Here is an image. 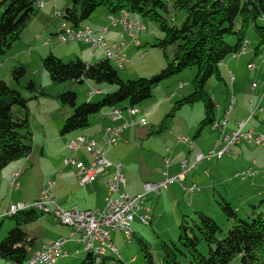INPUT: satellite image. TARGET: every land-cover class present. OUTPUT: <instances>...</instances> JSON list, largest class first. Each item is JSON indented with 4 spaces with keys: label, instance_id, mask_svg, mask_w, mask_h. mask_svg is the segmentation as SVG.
I'll return each instance as SVG.
<instances>
[{
    "label": "rangeland",
    "instance_id": "rangeland-1",
    "mask_svg": "<svg viewBox=\"0 0 264 264\" xmlns=\"http://www.w3.org/2000/svg\"><path fill=\"white\" fill-rule=\"evenodd\" d=\"M1 1L2 0H0V13L5 7V4H1ZM167 2L170 4L172 0H167ZM97 9L105 11L106 8L99 6ZM94 13L95 11L88 19L84 20V23L89 22V19L94 17ZM165 16L170 22L173 20V24L180 25L184 20L185 11L170 7L169 12L166 13ZM59 20L60 22L62 21L61 18H59ZM141 22L145 28V30L143 29L139 33L141 47L136 48L132 46V49L129 50L126 55L130 60L126 61L123 65L113 60L110 61L122 80L149 78L159 72L165 65L162 51L153 46L155 38L162 37V33L152 21L142 20ZM257 23L264 26V19H258ZM239 26L240 22L238 19L235 23V28ZM37 27L40 26L36 23L27 25L23 29L20 38L12 44L8 53L0 56V61L4 62L3 66L0 68V80L6 81L10 87L19 90L22 96L27 99L28 130L31 133V152L28 155V161L24 158L25 163L27 162V166L23 169L19 178L21 188L18 191H13L12 188L8 187L3 193V199L0 200V202L2 201V205L8 204L11 200L15 199L32 202L41 189L48 183L47 181L50 179L55 180L56 175L60 172H63V180L53 189V193L56 196L55 198L62 202V200L65 199L64 197L60 198V196L64 194L66 190L71 189L73 194H76L77 199L80 200L82 197L83 201L84 191L82 189L84 188L79 187V184H77L78 182H76L77 179L75 180L74 178V167L65 164L66 158L78 157L70 149H67V140L72 138V135L80 131H87L95 125L98 126L91 129L90 135L88 133L85 135L91 136L89 139L99 137L101 134L105 133L104 128L102 130L103 132L98 133V130L101 128V122L91 117V124L89 126L64 135L60 134L65 119L73 113L74 109L62 105L60 99L56 96L66 90H72L77 95V104L84 101L97 102L101 100L105 94L114 92L117 88L113 84L95 83L91 80H83L82 82H52L48 73L42 66V58L52 52L57 57L61 58L63 62L76 60V57L70 56V49L76 44L74 42H61L58 40L59 38H57L55 32H34V29ZM154 33H156V35H154ZM226 39L229 45H233L236 42V37L234 35H229ZM245 39L249 42L247 52L239 53L236 56L229 55L220 65L221 76L224 81H218L212 77L207 81L205 86L207 92L212 96L217 105L223 106L227 104L228 96L236 98L237 105H234L229 117L234 114L235 110L240 105L249 107V102H252L253 105L256 106L260 101L261 106L264 108V63L261 62V60L264 59V44L260 46L259 53L255 55L254 50L258 44V40L252 23L247 27ZM83 43L86 42L83 41ZM88 45L90 46V44ZM54 48L58 50H56V53L53 52ZM141 52H145L143 56L140 55ZM172 54L173 48L170 47V58ZM231 59H233V61L231 65H229V68L233 71L236 79L233 85H230L228 81V69L226 68V63ZM250 59L252 60L250 61ZM249 61L255 64V70L250 73L247 71ZM20 64L25 67L26 72L24 77L19 82H16L11 77V69ZM195 73L196 70L194 68H188L160 82V84L154 88L153 96L136 106L139 111V116L147 120V125L144 128L136 126L135 128L127 129L129 134L124 133L121 139L117 141V145L110 146L112 147L111 150H115V155L118 157L112 159L107 155V158L111 163L117 161L121 163L122 173L126 178L125 190L129 194H133L131 192L137 190V188L138 190H142L143 182L154 181V171L157 167L162 168L163 159L165 157H170L169 159L171 160L174 151H176V153L185 154L190 150L188 145L179 143L178 136H187L190 139L194 138L197 124L204 116L203 106L201 102H195L191 105H183L176 110L174 102L180 97H184L191 93L193 90L191 81ZM243 76L245 78H243ZM28 80H33L38 86V91L36 93L25 88V84ZM179 81L183 83L187 82V85L182 89H177V83ZM96 89H99L100 92L88 95V92ZM41 91H43V93H41ZM171 93H174V96H171ZM124 106L125 105H121V107ZM250 110L251 108L249 107V113ZM20 111L24 113L23 109ZM218 117L219 110L217 109L216 118ZM255 117L252 118L251 121L249 120L250 122L248 121L246 125L247 128H250L251 123L262 124L260 123L261 116L258 117V120H256ZM245 118L243 119L244 121L247 120ZM262 122H264V120H262ZM161 124H163L164 127L157 132ZM149 129L150 133L148 134L147 131ZM217 132L219 131L213 129L211 126H206L202 129L201 134L193 140L197 142L203 137L205 141L204 144H211L212 141H214V134ZM240 142L241 141L236 144ZM234 146L236 147L238 145ZM241 146L248 147V158H252L255 152L260 149L259 146L245 143H241ZM166 148L171 150V154L166 152ZM193 154H195V152ZM212 161L208 164L204 163L203 165L200 163V166L198 165L189 173V175L191 173L195 174L197 178H193L197 179L198 185L201 188L195 193L186 194L178 182H173L168 185V192H166V190L163 191L159 197L154 194L147 195L144 200V205L154 209L151 214L153 220L148 224H143L139 221L138 215H135L131 223L133 230L131 241L126 242L121 233L119 238L114 242L119 249L118 252L123 256V262L116 257L115 254L107 252V256L110 257L107 260V264H125L130 261L131 257H135V263L131 262L129 264H141V253L138 243L139 238H142L149 245L155 264H159L162 259L160 241L176 243L179 234L178 225L182 216L186 215L188 221L190 219H196V212L202 210V206L204 209L202 212L214 219L223 227L224 231H226L230 228L232 222L231 220H227L220 210L218 202H220L222 198L219 193L226 196L227 201L231 203L232 207L236 208L240 217L246 218L250 208L245 202L240 201L241 198L239 199L237 194L231 199V191L234 186L230 185L224 177H221L220 181L217 182L216 177L218 175L215 172V163ZM203 166H205L206 170L211 174L212 179L209 183V179L207 178L209 186L205 187L200 185L203 184L205 180L204 175L201 173ZM108 173L109 171L105 175L107 176ZM256 173L257 171L253 170V175H256ZM103 176L101 178H103ZM194 179H192V181ZM189 180L190 178L187 177L186 184L191 182ZM213 185L215 189H213ZM85 189H89V187L87 186ZM225 189H227L229 195L225 194ZM245 190H248L247 192L250 193L253 192L252 188ZM174 197L178 199V202L173 201ZM260 199L259 197H255L250 203L257 204ZM189 201L193 203L192 208H189ZM76 202L80 203V201L77 200ZM84 203L83 201L82 204ZM91 205L92 207L98 205L102 207L104 205L103 196L100 197L97 202L92 201ZM49 207H52V205H49ZM86 207H89V205H80L81 210H84L82 208ZM176 212H180L177 217ZM50 217L51 215L49 213H44L39 220L24 225L23 229L28 232H36L38 236L37 242L40 243L45 236H43L45 232H47L46 238H49L53 236L56 231L65 228L61 226L60 223L54 222V220L52 221V217ZM13 226L14 221L10 217H6L2 220V225L0 226V240L7 235L8 230ZM76 247H78V245L70 241L65 248L68 254L60 258L54 264H79L85 257L86 252L83 251L82 247H79L80 253L74 254ZM199 250L203 255H207L208 244L205 241H201ZM178 260L181 264H190L188 255L179 254ZM2 261H4V259H2ZM239 263V257H236L229 264ZM94 264L99 263L97 261Z\"/></svg>",
    "mask_w": 264,
    "mask_h": 264
},
{
    "label": "trees",
    "instance_id": "trees-1",
    "mask_svg": "<svg viewBox=\"0 0 264 264\" xmlns=\"http://www.w3.org/2000/svg\"><path fill=\"white\" fill-rule=\"evenodd\" d=\"M36 2L37 0L1 1L5 7L0 13V56L8 53L12 44L20 38L23 29L36 15ZM99 6L105 7L109 13L125 10L138 17L140 21H152L162 33V37L155 38L153 46L162 51L165 65L149 78L122 80L116 68L110 63L111 60L106 57L94 63H86L79 58L63 62L50 52L42 58V66L52 82L91 80L117 87L114 92L105 94L97 102L84 101L79 104L76 102L77 95L72 90L59 93L56 97L60 99L62 105L74 109L63 123L60 131L62 135L89 126L91 117L96 118L104 110L121 105L136 107L153 96V90L160 82L182 70L194 68L196 73L191 81L193 90L177 99L174 104L177 110L183 105L201 102L204 116L197 124L194 135L196 138L204 127L211 126L215 120H222L229 98L233 97L228 96L227 104L217 105L205 86L212 77L224 81L220 65L229 55L239 54L250 23L253 24L258 40L255 55L264 44V26L257 23L258 19H264V0H172L170 4L167 0H70L62 18L73 27H79ZM170 7L185 11L184 20L180 25H175L172 23L173 20L170 22L166 18ZM238 19L240 26L235 28ZM229 35L236 37L235 44L227 43L226 38ZM170 47L173 48L171 58ZM261 62L264 63L263 59ZM25 72L23 65L14 66L11 69V77L19 82ZM230 73L233 72L228 71L227 78L232 84L235 82V76L233 74L234 80L230 82ZM25 88L35 93L38 91V86L33 80H28ZM249 103L252 111L255 106L252 102ZM258 103L261 106L260 101ZM221 108L222 114L216 118V110ZM261 108L262 110L257 108L256 111L263 115L264 108L262 106ZM21 109L24 113H21ZM255 114L251 115L250 112L245 121V130L251 129L246 125ZM163 127L161 124L157 132ZM28 129L27 99L19 90L0 80V171L11 162L26 158L30 154L31 133ZM147 133H150V129ZM253 162L255 161H252V165ZM246 204L250 211L246 218H243L229 201L222 198L218 202L224 216L232 222L226 231L202 210L196 212V219L189 221L187 216L183 215L178 225L177 242L160 241L162 259L159 264H181L178 260L179 254L188 255L190 264H229L236 257H239V264H264V199H260L257 204L250 202ZM43 214L31 209L20 211L10 217L14 221V226L0 240V259L20 264L30 256L34 251L36 237L25 231L23 226L38 220ZM201 241L208 244L207 255H203L199 250ZM138 243L141 264H155L149 245L142 238L138 239ZM104 257L106 256L98 261L99 264H106ZM95 262V258L86 252L79 264Z\"/></svg>",
    "mask_w": 264,
    "mask_h": 264
},
{
    "label": "built area",
    "instance_id": "built-area-1",
    "mask_svg": "<svg viewBox=\"0 0 264 264\" xmlns=\"http://www.w3.org/2000/svg\"><path fill=\"white\" fill-rule=\"evenodd\" d=\"M42 4L41 2H36V5L42 6ZM53 13L56 17H62V13L58 10H54ZM108 20L112 25L117 23L120 24L134 46L137 48L141 46L139 33L143 30L144 26L138 17L125 10H120L117 13H109ZM106 31L107 29L105 28L95 29L90 25L73 27L63 20L61 29L58 32V37L60 41L64 43L84 41L90 44L94 51L102 50L107 59L123 65L126 61L130 60L124 52L126 44L124 41L119 43H107L105 40ZM248 44L249 42L244 40L239 53H245ZM144 53L145 52H141L140 55L143 56ZM248 67L249 69H254L255 64L250 63ZM233 80V73H230V82ZM185 85H187V82L183 83L179 81L177 83V89H182ZM96 91L97 90L90 91L88 95ZM171 96H174V93H171ZM235 102V98L230 97L229 104L224 112L222 120H215L211 125L212 128L219 129L220 132L210 150L206 153L197 152L192 165H188L186 160L182 161L181 172L173 177L168 176L167 171L164 170L162 172V177L158 181L144 182L142 190L133 195L128 194L125 190L126 180L122 173V165L119 161L111 163L106 158L105 150L86 136L81 135L69 140L67 143L68 149L77 151L81 145L92 158L91 162L88 164L73 157L65 159L66 165L74 167L75 176L81 187L97 181V179L109 171L107 177L104 179L106 188L104 205L101 208L85 210L79 209L76 205L63 207L51 193V182H49L41 189L39 196L32 202L10 203L7 207L1 209L0 221L6 217H11V211H13L14 208L31 205L38 208V211L42 213H49L54 220L60 222L69 229V235H61L45 241L20 264H54L60 258L68 254L65 248L70 240H81L82 248L96 246V249H101V257H94L96 262L103 256H106L107 252H111L115 254L116 257L123 260L122 255L118 252L117 246L113 242L112 233L114 231L124 232V240L130 242L133 235L131 223L134 220V216L138 215V219L143 224L149 223L150 208L143 205L147 194L152 193L159 195L173 182H178L186 194H193L199 190L197 181L186 184L185 177L193 168H196L199 163L205 160H219L224 154H231V147L236 145L239 141H245L254 145H264V132H254L253 129L245 130V121H239L236 129L231 131L228 135L224 133V129L229 120V112ZM257 108L262 110L259 103H257L252 109L251 114H255ZM138 112L136 107L127 106L125 108L114 107L109 110L108 113H104V116L107 115L112 122L104 127V132L108 135L106 140L107 145L114 144L116 140L121 138L123 131L126 129L138 125H147V120L145 118L137 116ZM178 141L188 144L191 148L194 146L193 140L187 136H178ZM169 165V158L165 157L162 167L165 169L169 167ZM253 170L252 165H250L236 172L235 176L239 179H246L253 176ZM204 173H208V171L204 170ZM19 176L20 171L17 170L16 173L10 177L8 185L11 188H19ZM49 205H52V207H49ZM141 211L142 213H140ZM74 253L79 254L80 251H74ZM134 260L135 259L132 258L130 262ZM7 264L17 263L8 262Z\"/></svg>",
    "mask_w": 264,
    "mask_h": 264
},
{
    "label": "crops",
    "instance_id": "crops-1",
    "mask_svg": "<svg viewBox=\"0 0 264 264\" xmlns=\"http://www.w3.org/2000/svg\"><path fill=\"white\" fill-rule=\"evenodd\" d=\"M37 2L38 3L41 2L43 4H42V6L36 5L37 13L32 18V20L30 21V23L28 25H30L32 23L33 24L36 23L40 27H37L36 29H34V32H36V31L49 32V33L55 32V34L57 35V38H59L58 37V32L61 29V23L63 21V18L61 17L62 21L60 22V20H59L60 17H56L53 12H54V10H58V11H60L63 14L64 10L69 6L70 0H37ZM108 14H109V12L106 9H105V11L96 9L95 13H94V17L92 19H89L90 20L89 22H85L82 25H90L91 27H93L95 29H100V28L107 29V31L105 33L106 42L107 43H114V42L119 43L121 41H124L125 44H126L125 48H124V52L127 54V52L132 49V46H134V44L131 42L129 36L126 34V32L123 30V28H122V26L120 24L117 23L115 25H112L110 22H108ZM143 29L145 30V28H143ZM154 35H156V33H154ZM58 40H60V39H58ZM74 43L76 45L73 46L70 49V56L79 58V59H81L82 61H84L86 63H94L95 61L97 62V61L102 60V59L105 58V55H104L102 50L93 51L91 49V47L87 43H83V41L74 42ZM56 50L57 49L54 48L53 52L56 53ZM246 52H247V49H246ZM235 58H233V59H235ZM233 59H231L230 61H228L226 63V68L228 69L227 73H228V71H230V68H229L230 66L229 65H231V62L233 61ZM251 60L252 59H250V61ZM250 61H249V63H250ZM3 63H4L3 61H0V68L3 66ZM253 70H255V69L247 68V71L249 73L253 72ZM243 78H245V77L243 76ZM235 81H236V79H235ZM234 83H232L230 85H233ZM254 83H256V82H254ZM96 90L97 91L94 92V94L100 92L99 89H96ZM236 105H237V100H236ZM116 107H118V106H116ZM120 108H122V107H120ZM123 108H125V107H123ZM103 112L104 113H108L109 110H104V111H102V113ZM248 113H249V107L244 106V105L243 106L240 105L235 110L234 114L231 115V117H229V122L226 125L224 133L228 135L234 129L235 124H236L237 121L243 120L245 117H246L245 119H248V117L250 115V113L249 114ZM221 114H222V108H221V110H219V116H221ZM261 114L262 113H257V114H255L256 117L255 116L254 117L256 118V120H258V117L261 116L260 123H262V124L251 123L250 128L253 129L255 132H263L264 131V122H262V120H264V118H263L264 114L263 115H261ZM229 115H230V113H229ZM137 116L140 117L139 116V112H138ZM96 119H97V121L101 122V124H100L101 128L98 130V133L103 132L102 130H103L105 125L112 123L107 115L102 116L101 113L96 117ZM251 120H252V118L250 119V121ZM97 126L98 125H95L91 129H94ZM145 126H141V127L144 128ZM135 127L136 126H134V128ZM130 128H133V127H130ZM91 129H88L87 131L85 130L86 132L85 131H80L77 134L72 135V138H70L69 140H72V139L76 138L77 136H81V135L86 136L85 135L86 133H88L90 135ZM213 129H215V130L220 132L219 129H216V128H213ZM219 132L214 134V141L217 138ZM124 133L129 134V131H127V129H126L125 131H123L122 135H124ZM86 137L89 139V137H91V136L87 135ZM107 138H108V135L106 133H104V134H101L99 137H95V138L93 137V138H90V139H92L98 146L102 147L105 150L106 158H107V155H109V157H111L112 159H116L115 157H118V156L115 155V150L114 149L111 150L112 147H110V146L117 145L116 144L117 141L119 139H121V138L116 140L114 144L106 146ZM193 139L191 138V140H193ZM69 140H67V143H68ZM214 141H212L211 144H207L206 145V144H204L205 141L203 140V137H202L197 142H194V140H193L194 146L192 148L188 144H186V145L189 146V149H190L187 153H185V154L184 153H176V151H174L173 154H172L171 160L169 159V161H170L169 167H167L165 169L163 167L162 168L161 167H157L156 170L154 171L155 174L153 176V180L154 181H158L162 177V172L164 170L167 171V175L170 176V177H173L176 174L180 173L181 170H182V167H181L182 161L186 160L188 165H192L193 162H194L195 154L197 152L206 153L208 150H210L213 147ZM241 143H245V144H248V145H253V144L247 143L245 141H243V142L241 141L240 143L236 144L238 146L235 147L233 145L231 147V149H232V153L231 154H228V153L224 154L222 156V158L219 159V160H215V159H213V161L212 160H205V161L201 162V164L202 165L204 163L208 164V163H210V161L215 163V165H214L215 172L218 175L217 177H219V178L216 177L217 182L220 181L221 177H224V179H226V181L228 183H230V185L234 186V188H232V191H231V199L236 194L239 196V199L241 198L240 201L245 202V203H247V202L249 203L250 201L255 199V197H259L261 199H264V145H259L260 149L255 152V155L252 156V158H248V147L241 146ZM180 144H185V143H180ZM66 147H67V144H66ZM166 150H167L166 151L167 153L171 154V150L169 148H166ZM191 151H193V152H191ZM72 152H74V154H76L78 156V157H73V158H76V159L82 161L85 164L90 163L91 160H92L91 155L89 153H87L85 151V149L81 145L79 146V149L77 151H72ZM194 152H195V154H193ZM168 158H170V157H168ZM26 159L28 161L29 157L27 156ZM253 160L255 161V163L252 165V161ZM250 165H252L254 171H257L256 175H253L252 177L246 178L245 180H239V178H237L235 176V173L240 171V170H242V169L247 168ZM26 166H27V162L25 163L24 158H21V159H18L16 161L11 162L10 164H8L5 168H3L0 171V200L3 199V193L6 191V189L8 187H10L8 185V182H9L11 173L18 170V171H20V176H21L22 171H23V169ZM202 169H201V173L204 175L205 180H204V183L200 184V185L202 187L209 186L210 181H212L211 174L209 172L208 173H204V170H206L205 166H203ZM192 171L193 170H191L190 172H192ZM189 173L185 177V183H187L186 182L187 177H189L190 178L189 181H191V182H189V184L192 183L193 181H197V179H194V178H197L195 176V174L191 173L189 175ZM62 175H63V172H60L59 174L56 175L55 180L50 179L49 181H47L48 183L51 182V188L50 189H51V193L53 195H54L53 189H55V187L59 183H61L62 180H63L62 179ZM20 176H19V178H20ZM231 176H232L233 179L231 178ZM106 177L107 176L104 175L103 178H101V179L99 178V179H97V181H95L93 183H89V184L85 185L84 187H81L80 185H78L79 187L84 188V189H82L84 191V195H83V201L85 202L84 204H82L83 203L82 197H81L80 200H78L77 197H76V194H73L71 189L66 190L64 192V194H62L60 196V198L64 197L65 200H62V202H60L59 200H57V201H59V204H61L63 207H70L72 205H76L80 209V205L86 206L88 204L89 207L82 208V209L85 210V209H92V208H101L100 205L92 207L91 203H92V201H96L97 202L98 199L103 196V204H104V202H105L104 199H105V196H106V188H105V185H104V179ZM19 178H18L19 188L18 189L12 188L13 191H18L21 188V184H20ZM74 178H75V180L77 179L76 176H75V173H74ZM207 178L209 179V183H207L208 182ZM192 179H194V180L192 181ZM125 180H126V178H125ZM76 182H78V181L76 180ZM227 182H225V183H227ZM175 183H177V182H175ZM197 185H198V182H197ZM214 185H213V189H215ZM87 186L89 187V189H85ZM198 187H199V185H198ZM248 188H252L253 192L252 193L247 192L248 190H245V189H248ZM200 189L201 188L199 187V190ZM240 189H244V190H240ZM168 190L169 189H166V192H168ZM140 191L141 190H138V188H137V190H133L131 193L134 194V193H138ZM161 193L159 195H156V194H154V195L159 197L161 195ZM133 194H130V195H133ZM149 194H152V193H149ZM149 194H147V195H149ZM225 194L229 195V192L227 191V189H225ZM219 195H220L221 198H224L225 200H227L226 196H224V195H222L220 193H219ZM38 196H39V194L34 198V200ZM165 198H167V197H165ZM75 199L77 201H80L81 204L76 202ZM150 201H151V198H150ZM173 201L174 202H178V199L174 197ZM15 202H27V201L26 200H16L15 199V200H11L8 204H5V205H2V201H1L0 202V210L5 208V207H7L10 203H15ZM157 204H158V201H157ZM143 205H144V203H143ZM188 205H189V208H192L193 203L191 201H189ZM144 206L150 208V220H149V223H150L151 220H153L151 214H152V211H154V209L152 207H150V206H147V205H144ZM201 209H202V211L204 210L203 206H202ZM185 212H187V211H185ZM140 213H142V211ZM181 213H182V211H181ZM179 214H180V212H176V217ZM51 220L53 221L54 219L52 218ZM54 222H58V221L54 220ZM58 223H60V222H58ZM1 225H2V221H1ZM60 225L65 227V228L63 230L56 231V233L53 236L49 237V238H46L47 232H45L43 234V236L44 235L45 236L42 238L43 240L40 243L37 242L38 236H37L36 232H30V231L28 232L27 231L30 235L36 237L34 250L39 248L40 245L42 243H44L45 241H47V240L54 239V238H56L58 236H61V235H63V236L69 235V229L66 226H64L63 224H61V223H60ZM120 235H121L120 231H114L112 233L113 242H115V240L118 239ZM118 251H119V249H118ZM109 258L110 257H108L107 255H106V257H104L103 260L106 262V264H107V260ZM132 258L133 257H131L130 260ZM7 263H8V261H6V260L2 261V259H0V264H7ZM98 263H100V262H98ZM129 263H130V261H129ZM132 263H135V260Z\"/></svg>",
    "mask_w": 264,
    "mask_h": 264
},
{
    "label": "bare ground",
    "instance_id": "bare-ground-1",
    "mask_svg": "<svg viewBox=\"0 0 264 264\" xmlns=\"http://www.w3.org/2000/svg\"><path fill=\"white\" fill-rule=\"evenodd\" d=\"M38 6H41V5H38ZM101 115L104 116V112L103 113L101 112ZM251 115H254V114H251ZM15 173L16 171L12 172L10 177H12ZM31 209L38 211V208H35L34 206L24 205L21 208H14L13 211H11V216L17 214L20 211H26V210H31ZM121 233L123 234V237H124V232H121ZM70 241H74L78 245L75 251H79V247H81V240H70ZM83 251L90 253L93 257H101V249H96V246L85 247L83 248ZM133 259H135V257H133Z\"/></svg>",
    "mask_w": 264,
    "mask_h": 264
}]
</instances>
